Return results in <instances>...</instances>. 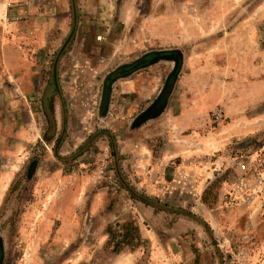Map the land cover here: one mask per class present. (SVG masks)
Instances as JSON below:
<instances>
[{
  "label": "rangeland",
  "instance_id": "rangeland-1",
  "mask_svg": "<svg viewBox=\"0 0 264 264\" xmlns=\"http://www.w3.org/2000/svg\"><path fill=\"white\" fill-rule=\"evenodd\" d=\"M39 14L55 29L22 34ZM2 39L39 115L0 188V264H264V0L0 1ZM172 51L158 116L135 123L173 59L115 79L102 113L108 75Z\"/></svg>",
  "mask_w": 264,
  "mask_h": 264
},
{
  "label": "crops",
  "instance_id": "crops-1",
  "mask_svg": "<svg viewBox=\"0 0 264 264\" xmlns=\"http://www.w3.org/2000/svg\"><path fill=\"white\" fill-rule=\"evenodd\" d=\"M33 19L35 21L32 23H16L22 29V34L35 33L39 38L55 29L56 24L53 23H56V20H52L53 16L44 17L39 14ZM18 46L7 39L0 40V188L3 189H7L12 177L21 171L23 164H27V161L24 163L21 160L22 153L27 148L28 137L39 115L33 104L16 98L11 90L14 88L11 85L8 87L6 82L7 79L13 78L17 68L28 62L23 60L21 48Z\"/></svg>",
  "mask_w": 264,
  "mask_h": 264
},
{
  "label": "water",
  "instance_id": "water-1",
  "mask_svg": "<svg viewBox=\"0 0 264 264\" xmlns=\"http://www.w3.org/2000/svg\"><path fill=\"white\" fill-rule=\"evenodd\" d=\"M176 58L178 59V62H177L178 68H177L176 72L173 74V81L170 83V86L168 88L167 93L163 97L162 96L163 92H162L160 94V96L157 98V100L141 114L140 117H143V119L149 118V117H156L157 115H159L165 109L168 97H169V95L171 93L174 81H175L176 76H177V72L179 71V69L181 67V53H178V55H176ZM149 63H151L150 60L147 61V62H143L142 60H138L136 62H133L127 68H121V69L119 68V69H117L112 74L117 73L119 75V77H124V76H126L128 74H131L132 72H134V71H136V70H138L140 68H143V67L147 66ZM178 63H179V65H178ZM118 75H116V77H114V78H111V81L114 80L115 78H117ZM167 85H168V81L166 82L165 87ZM110 87H111V82L108 83V81L106 79L105 83H104L103 98H102V102H101V111H102V113H105V111L107 110V107H108L109 95H110ZM135 123L138 124V125L140 124L139 122H137V119L135 120Z\"/></svg>",
  "mask_w": 264,
  "mask_h": 264
},
{
  "label": "flooded vegetation",
  "instance_id": "flooded-vegetation-1",
  "mask_svg": "<svg viewBox=\"0 0 264 264\" xmlns=\"http://www.w3.org/2000/svg\"><path fill=\"white\" fill-rule=\"evenodd\" d=\"M178 53H180V52H178V51H172V52H155V53H149V54H146L143 58H141V59H139V60H142L143 62H147V61H151V63H149V64H152L153 62H155V61H159V60H170V59H173V60H175V62H176V64H175V66H174V69H173V71H171L170 72V75H169V77L167 78V81H168V85L165 87L164 86V90H163V94H162V96L164 97L165 96V94L167 93V91H168V88H169V86H170V83L173 81V74L176 72V70H177V68H178V66H177V62H178V59L176 58V55H178ZM156 58V59H155ZM138 61V60H137ZM136 62V61H135ZM131 64H129V65H125V66H121L120 67V69L121 68H127V67H129ZM178 65H179V63H178ZM119 69V68H118ZM116 75H118L117 73H114V74H110V75H108V77H107V81H108V83H110L111 82V84H112V82L116 79L117 80V78H119V75L117 76V78H115L114 80H112L111 81V78H114V77H116ZM159 97V96H158ZM157 99H155L150 105H149V107L156 101ZM158 116V115H157ZM143 119V117H139V118H137V120L139 121V120H142ZM146 119V118H145Z\"/></svg>",
  "mask_w": 264,
  "mask_h": 264
},
{
  "label": "built area",
  "instance_id": "built-area-1",
  "mask_svg": "<svg viewBox=\"0 0 264 264\" xmlns=\"http://www.w3.org/2000/svg\"><path fill=\"white\" fill-rule=\"evenodd\" d=\"M5 15H6V13H5ZM20 19H21V16H19V15H16L13 18V20H20ZM5 20L8 21L7 17L5 18Z\"/></svg>",
  "mask_w": 264,
  "mask_h": 264
}]
</instances>
